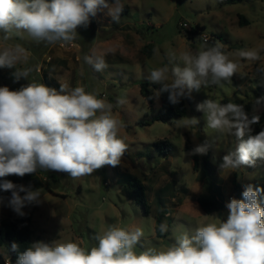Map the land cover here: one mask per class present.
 Returning <instances> with one entry per match:
<instances>
[{"label":"rangeland","instance_id":"1","mask_svg":"<svg viewBox=\"0 0 264 264\" xmlns=\"http://www.w3.org/2000/svg\"><path fill=\"white\" fill-rule=\"evenodd\" d=\"M122 3L129 11L118 21H113L107 9H101L87 28L77 29L78 36L71 44L36 42L26 34L9 41L21 44L29 53L28 61L16 67L32 71L28 79L15 81V68H0V86L10 90L29 82L57 90L60 83L70 88L83 86L114 105L113 114L123 123L120 137L128 145L120 166H105L79 179L55 171L36 172L44 195L42 202L23 209L33 214V243L58 239L78 242L90 249L97 243L94 238L97 233L115 225L143 229L138 250L167 247L181 233L191 235L198 226L218 223V218L226 220V202L231 198L242 199L245 185L264 187V160H258L255 167L221 171L223 155L233 150L238 141L207 128L203 113L196 110V105L208 98L221 104L228 101L247 105L260 97L264 88V73L258 71L264 68V0L231 5H221L219 0H122ZM181 24H187L188 29ZM198 27L208 41H203L201 35L187 38L188 32ZM205 42L208 46L222 44V50L239 61V72L230 83L202 87L193 91L190 98H184L186 116L197 117L198 125L182 129L175 125L180 118L153 121L162 105L161 94L151 105L140 92L141 84L150 82L147 78L150 70L167 62L164 54L168 50L195 53ZM148 45H152V54L146 48ZM156 49L160 56L155 55ZM248 49H261V59L252 62L237 55ZM93 51L103 55L108 65L101 72L83 60ZM152 89L154 93L158 90L154 86ZM119 97L126 101L122 106H116ZM263 110L264 105H260L253 113ZM206 140L211 147L206 155L198 154L200 163L195 169L191 150ZM205 161L209 167L204 165ZM136 181L145 187L148 214L136 195ZM236 185L241 191H237ZM213 189L219 191L225 208L207 214L197 199L217 194ZM0 196L5 198L0 204V218L16 215L7 206L11 193L0 190ZM159 219L167 225L161 236L156 232ZM9 253L7 245L1 248L0 264L10 262Z\"/></svg>","mask_w":264,"mask_h":264},{"label":"clouds","instance_id":"2","mask_svg":"<svg viewBox=\"0 0 264 264\" xmlns=\"http://www.w3.org/2000/svg\"><path fill=\"white\" fill-rule=\"evenodd\" d=\"M123 7L122 0H0V68H15V81L28 79L32 69L16 67L28 61V50L9 41L26 34L36 42L71 44L77 29L87 28L98 11L107 9L113 21H118ZM222 48L219 42L213 46L205 42L195 53L168 50L167 62L151 69L147 77L161 86L154 96L167 93L169 103L176 105L202 87L230 83L240 64ZM154 52L160 56L159 49ZM237 55L255 62L261 59V49L241 50ZM83 60L97 72L108 67L104 56L95 51ZM258 71L264 73V68ZM125 103L119 97L116 106ZM255 104L264 105V94ZM113 107L83 86L60 83L59 90L39 82L17 90L0 86V190L11 193L7 206L24 217L23 209L40 204L43 195L41 189L6 179L10 175L23 178L45 170L79 179L105 166H120L128 145L120 137L123 123L113 114ZM196 110L203 113L207 128L238 141L223 155L222 172L255 167L258 160H264V129L252 134L258 115L250 116L241 104H221L209 98L198 103ZM198 124L194 116L175 120L182 129ZM210 147L206 140L190 154L206 155ZM4 199L0 196V204ZM225 207L226 220L212 215L218 223L198 226L191 235L181 233L167 247L138 250L143 229L113 225L95 235L97 243L90 249L54 239L36 241L22 252L13 242L10 250L17 253L16 264H264V187L245 185L242 199L231 198ZM159 230L166 232L167 225H159Z\"/></svg>","mask_w":264,"mask_h":264},{"label":"trees","instance_id":"3","mask_svg":"<svg viewBox=\"0 0 264 264\" xmlns=\"http://www.w3.org/2000/svg\"><path fill=\"white\" fill-rule=\"evenodd\" d=\"M245 0H219L221 5H231V4H239L244 2ZM129 11V8L127 6L123 7V11L120 14L122 16L123 14L127 13ZM119 16V17H120ZM247 24V22H245ZM200 27L197 28V30H191L188 32L187 38L189 40L192 39L193 35H200V31H202ZM204 41V40H203ZM212 41V40H210ZM148 50H150V53H153L152 45H148L146 47ZM159 89L161 86L156 84H151L150 82H143L141 84V95L148 100V102L151 105H154L155 103V93L152 89V87ZM264 94V88H261V94L260 96ZM168 94L167 93H161L162 98V105L159 110V115H157L153 121H166L171 120L174 118H182L187 115V106L185 103V99L183 98L180 103L176 105H172L168 101ZM228 101H223L222 104H226ZM245 108V111L251 116L253 114L258 115L260 117L259 123L253 125V133L256 134L260 130L264 129V110L261 113H253V111L256 110L257 105L255 103H249L247 105H243ZM161 144L169 146L166 142H162ZM205 160V159H204ZM194 161H195V169L199 167L200 158L197 155H194ZM205 166H208L207 161H205ZM6 179L12 181L13 183H25L27 186L31 185L33 189H39L41 188V182L39 178L37 177L36 173L28 175L26 174L23 178H20L15 175H10L6 177ZM210 185V184H209ZM136 186L138 187V191L136 193L139 200L142 202L143 207L146 211V214H148L149 205L147 203V197H146V190L144 185L140 181H136ZM210 188L213 186L210 185ZM237 191H241L239 186L236 185ZM215 190V189H213ZM217 194L206 196V197H200L197 199V202L199 206L206 212L207 214H212L215 212L222 211L224 207V203L219 198V191L215 190ZM33 214L32 213H26L24 217H20L17 214L10 216L8 218H0V250L4 246L9 247V264H16L17 259V253L12 252L10 250V246L13 242H16L19 245V252H22L26 250L28 247L31 246L33 243ZM159 225L162 224L161 219L158 220ZM156 232L159 236H161V232L159 230V226L156 227ZM5 264V261H4Z\"/></svg>","mask_w":264,"mask_h":264},{"label":"built area","instance_id":"4","mask_svg":"<svg viewBox=\"0 0 264 264\" xmlns=\"http://www.w3.org/2000/svg\"><path fill=\"white\" fill-rule=\"evenodd\" d=\"M181 27L182 28H185V29H188V25L187 24H181ZM201 35V37H203V39H204V41L206 40V41H208L207 39H208V36H206L205 34H200ZM10 262H8V263H6V264H9Z\"/></svg>","mask_w":264,"mask_h":264}]
</instances>
